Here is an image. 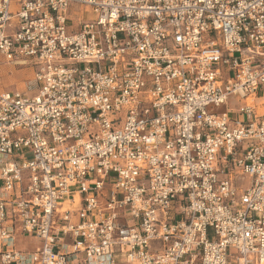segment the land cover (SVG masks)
Segmentation results:
<instances>
[{
    "label": "built area",
    "instance_id": "1",
    "mask_svg": "<svg viewBox=\"0 0 264 264\" xmlns=\"http://www.w3.org/2000/svg\"><path fill=\"white\" fill-rule=\"evenodd\" d=\"M0 57L34 91L0 93V264H264V0H0Z\"/></svg>",
    "mask_w": 264,
    "mask_h": 264
},
{
    "label": "rangeland",
    "instance_id": "2",
    "mask_svg": "<svg viewBox=\"0 0 264 264\" xmlns=\"http://www.w3.org/2000/svg\"><path fill=\"white\" fill-rule=\"evenodd\" d=\"M81 11L82 8L72 6L70 9L72 17V28H74L77 24V12ZM82 66H80L81 68ZM32 70L31 68L26 66H16L10 63L5 62V60L0 57V93L8 92V91H18L22 93L27 92V88L31 94L33 91L32 80ZM240 101L236 98L230 97L227 101V108L238 109L240 106ZM262 111H259L261 114ZM38 245V242L32 239L31 237H20L16 243L17 249L21 247L24 248H32Z\"/></svg>",
    "mask_w": 264,
    "mask_h": 264
},
{
    "label": "crops",
    "instance_id": "3",
    "mask_svg": "<svg viewBox=\"0 0 264 264\" xmlns=\"http://www.w3.org/2000/svg\"><path fill=\"white\" fill-rule=\"evenodd\" d=\"M20 237H21V236H18V239H19ZM23 238H24V237H23ZM18 239H17V241H18ZM35 241H36V240H35ZM36 246H37V245H36ZM36 246H35V247H36ZM35 247H32V248H30V249H29V248L27 249V248L21 247L20 250H23V251H32ZM70 264H75V263L71 262Z\"/></svg>",
    "mask_w": 264,
    "mask_h": 264
}]
</instances>
